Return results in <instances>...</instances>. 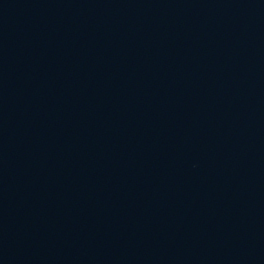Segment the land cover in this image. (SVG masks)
<instances>
[{"label":"water","instance_id":"1","mask_svg":"<svg viewBox=\"0 0 264 264\" xmlns=\"http://www.w3.org/2000/svg\"><path fill=\"white\" fill-rule=\"evenodd\" d=\"M0 264H264V0H0Z\"/></svg>","mask_w":264,"mask_h":264}]
</instances>
